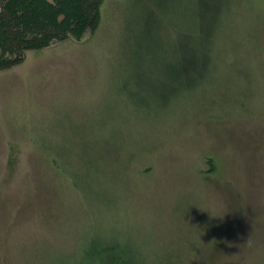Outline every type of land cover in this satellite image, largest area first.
Returning a JSON list of instances; mask_svg holds the SVG:
<instances>
[{"label":"rangeland","instance_id":"rangeland-1","mask_svg":"<svg viewBox=\"0 0 264 264\" xmlns=\"http://www.w3.org/2000/svg\"><path fill=\"white\" fill-rule=\"evenodd\" d=\"M209 3L184 98L161 71L183 20L156 10L147 42L140 0L0 73V264H264V0Z\"/></svg>","mask_w":264,"mask_h":264},{"label":"trees","instance_id":"trees-1","mask_svg":"<svg viewBox=\"0 0 264 264\" xmlns=\"http://www.w3.org/2000/svg\"><path fill=\"white\" fill-rule=\"evenodd\" d=\"M105 1L1 0L0 73L24 64L30 52L42 51L54 43L66 42L71 38L80 40L87 33H96L101 26L102 6ZM140 1L146 3V10L152 19L147 22L151 30L144 34L147 42L157 22L156 18L159 23L158 15L170 13L183 20V40L179 37L181 41L175 42L172 50L166 53L161 71L169 83L175 84L170 87L172 93L184 98L202 81L209 56L200 48L204 43L214 47V39L221 32V22L211 23L210 18L218 20L223 8H217V5L211 7L209 0H201L198 13L190 15L184 11L182 0ZM156 10L161 12L157 15ZM190 18L197 36L189 32ZM176 33L179 35V31ZM50 161L51 167L58 168L59 171L57 160ZM107 254L103 255L105 258L102 259V264H121L120 257L114 258Z\"/></svg>","mask_w":264,"mask_h":264}]
</instances>
